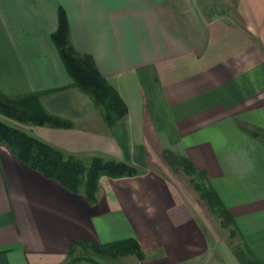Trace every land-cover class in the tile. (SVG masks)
I'll list each match as a JSON object with an SVG mask.
<instances>
[{
	"label": "crops",
	"instance_id": "obj_1",
	"mask_svg": "<svg viewBox=\"0 0 264 264\" xmlns=\"http://www.w3.org/2000/svg\"><path fill=\"white\" fill-rule=\"evenodd\" d=\"M60 8L73 48L126 106L111 127L71 86L50 39ZM0 92H38L72 122L17 125L36 138L140 171L102 176L89 205L0 143V264H89L74 261L86 254L102 264H240L164 150L204 172L232 217L234 247L264 263V0H0ZM127 240L141 258L106 249Z\"/></svg>",
	"mask_w": 264,
	"mask_h": 264
},
{
	"label": "trees",
	"instance_id": "obj_2",
	"mask_svg": "<svg viewBox=\"0 0 264 264\" xmlns=\"http://www.w3.org/2000/svg\"><path fill=\"white\" fill-rule=\"evenodd\" d=\"M57 18V28L50 39L71 79V86L91 99L108 126L115 125L126 115L124 102L100 74L93 59L89 55L79 54L73 48L67 16L62 8L58 10ZM40 97L38 92L15 97L0 92V143L6 145L22 164L43 177L58 182L70 193L82 194L89 205L97 201L99 178L102 176L121 178L140 173L136 166L123 161L101 156L83 158L66 154L18 127L17 125L49 126L57 129L72 127V122L49 113L41 104ZM163 158L173 170L181 171L189 177L191 188L197 192L209 213L218 218L219 225L227 229L231 237L234 236V231L230 228L232 217L209 187L204 172L197 171L186 157L171 150H164ZM82 245L75 243L71 253ZM108 248L119 254H133L138 258L142 256L140 247L133 240L114 242L106 247ZM232 251L240 264H264L256 261L245 248L238 247ZM74 261L102 264L87 254L74 258Z\"/></svg>",
	"mask_w": 264,
	"mask_h": 264
},
{
	"label": "rangeland",
	"instance_id": "obj_3",
	"mask_svg": "<svg viewBox=\"0 0 264 264\" xmlns=\"http://www.w3.org/2000/svg\"><path fill=\"white\" fill-rule=\"evenodd\" d=\"M11 122H13V121H11ZM21 126L24 127V126H27V125H21ZM25 131L27 133H29V134L31 133L29 130H25ZM206 213L209 214V217H208V220H207L208 224H209L208 226H210L211 230L214 232L215 236H217L219 241L222 244H225L227 246V249L228 250L230 249V252H233L232 250L235 248L234 247L235 245L233 243V238H230L231 236L229 235V231L227 229L222 228L219 225V220H218V218L215 215L209 213V211H207ZM233 254H234V252H233ZM117 263H120L119 259L117 260Z\"/></svg>",
	"mask_w": 264,
	"mask_h": 264
}]
</instances>
